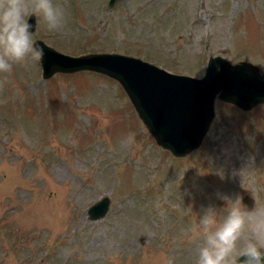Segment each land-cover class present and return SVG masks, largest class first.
Segmentation results:
<instances>
[{
	"label": "rangeland",
	"instance_id": "rangeland-1",
	"mask_svg": "<svg viewBox=\"0 0 264 264\" xmlns=\"http://www.w3.org/2000/svg\"><path fill=\"white\" fill-rule=\"evenodd\" d=\"M32 39L79 56L115 52L201 77L210 56L264 72V0H53ZM0 73V264H196L200 218L246 191L264 208V104L215 99L200 146H159L120 83L81 70L42 78L29 59ZM130 133L135 143L121 147ZM110 197L106 214L87 208Z\"/></svg>",
	"mask_w": 264,
	"mask_h": 264
},
{
	"label": "water",
	"instance_id": "water-1",
	"mask_svg": "<svg viewBox=\"0 0 264 264\" xmlns=\"http://www.w3.org/2000/svg\"><path fill=\"white\" fill-rule=\"evenodd\" d=\"M27 22L33 32L34 15ZM34 43L44 51L40 60L43 78L56 72L89 70L118 81L156 143L175 157L187 156L200 146L214 119L216 98L242 110L264 104V72L248 61L232 63L221 55L210 56L204 74L194 77L120 53L70 56L41 39ZM241 201L249 211L256 205L244 190ZM109 204L107 195L95 201L87 208L88 219H101Z\"/></svg>",
	"mask_w": 264,
	"mask_h": 264
},
{
	"label": "clouds",
	"instance_id": "clouds-1",
	"mask_svg": "<svg viewBox=\"0 0 264 264\" xmlns=\"http://www.w3.org/2000/svg\"><path fill=\"white\" fill-rule=\"evenodd\" d=\"M39 15L50 32L61 29L65 11L53 0H0V73L10 74L14 65L25 63L29 57L40 61L44 51L35 46L31 15ZM3 82H0V87ZM135 143L130 133L121 141L127 148ZM202 242L197 245L196 264H264V208L247 210L237 197L227 215L217 220L209 208L200 218ZM166 264H174L168 258Z\"/></svg>",
	"mask_w": 264,
	"mask_h": 264
}]
</instances>
